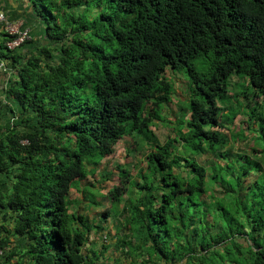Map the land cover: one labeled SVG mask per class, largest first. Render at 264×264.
Here are the masks:
<instances>
[{
	"label": "trees",
	"instance_id": "1",
	"mask_svg": "<svg viewBox=\"0 0 264 264\" xmlns=\"http://www.w3.org/2000/svg\"><path fill=\"white\" fill-rule=\"evenodd\" d=\"M28 5L29 39L0 44V264H264V0ZM126 136L148 152L135 178L117 165L126 235L108 243L109 209L89 219L69 194Z\"/></svg>",
	"mask_w": 264,
	"mask_h": 264
},
{
	"label": "rangeland",
	"instance_id": "2",
	"mask_svg": "<svg viewBox=\"0 0 264 264\" xmlns=\"http://www.w3.org/2000/svg\"><path fill=\"white\" fill-rule=\"evenodd\" d=\"M178 76L179 75H176L173 86V104L169 105L173 109L172 112L162 109L160 118L158 120H154L152 126H150V130L154 133L159 142H162L164 138L169 135L170 131H172L171 127L173 126H169V124L175 123V115L177 110L175 96H177V99H184L185 97L184 82L186 79L183 74H181L179 78ZM238 81L239 80L237 78L232 79L230 84L231 95L236 93L237 84H235V82ZM240 118L241 117H237L236 119L239 120ZM239 128H241L242 135L249 136L248 127L245 122L240 125H233V131H238ZM241 145L246 146L247 152L252 154L253 150L251 149L253 147V143L250 140H247L246 138V140L241 141ZM133 146L134 144L131 138L129 136L124 137L117 143L113 153L101 160L98 171L95 172L94 175H88L87 179H81L78 181L77 185L70 190L69 199L72 201H82L85 197L86 201L82 203V206L78 207L82 209L81 211H86L87 209V217L89 219L93 218L97 213L104 212V209H109V216L106 217L103 223V226L106 228V232L108 233L106 238L108 243H110V241H115L116 237L118 236L122 237L126 235V233L123 231L125 226V217L124 215L122 216L121 209H119V211L111 209L109 202L110 197L108 195V191L113 186L123 188L126 185L125 180L117 176V167H125L130 172V175L134 178L136 177L138 169H143V167H145L143 158L146 152H148L147 146L145 145L144 148H134ZM107 173H112L110 179H105L103 177V175L105 176ZM88 184L90 187H87L88 191H85V187L88 186ZM86 196H88V198ZM91 200L102 203L101 207L90 204ZM111 248L113 250L114 246H111ZM112 250L110 253L114 254L115 257L120 255L118 251L114 252Z\"/></svg>",
	"mask_w": 264,
	"mask_h": 264
},
{
	"label": "crops",
	"instance_id": "3",
	"mask_svg": "<svg viewBox=\"0 0 264 264\" xmlns=\"http://www.w3.org/2000/svg\"><path fill=\"white\" fill-rule=\"evenodd\" d=\"M0 11L6 16L9 22L22 25V27L28 29L29 33L31 34L33 33V30L36 28L34 24L32 23L30 24L27 22L28 13L30 11L28 0H0ZM2 34L3 31L0 28V44L3 42ZM10 75H11V70L6 66L4 60L1 59L0 60V99L2 100L4 99L3 90H5L6 88V84ZM2 122L4 124L7 123L8 118L6 119L5 117ZM2 122L0 123L1 125Z\"/></svg>",
	"mask_w": 264,
	"mask_h": 264
},
{
	"label": "built area",
	"instance_id": "4",
	"mask_svg": "<svg viewBox=\"0 0 264 264\" xmlns=\"http://www.w3.org/2000/svg\"><path fill=\"white\" fill-rule=\"evenodd\" d=\"M0 28L8 37H10L8 38L9 40L5 42V46L9 50H14L19 48L30 37L28 29L23 28L21 25L17 23L9 22L6 16L1 11H0Z\"/></svg>",
	"mask_w": 264,
	"mask_h": 264
},
{
	"label": "clouds",
	"instance_id": "5",
	"mask_svg": "<svg viewBox=\"0 0 264 264\" xmlns=\"http://www.w3.org/2000/svg\"><path fill=\"white\" fill-rule=\"evenodd\" d=\"M22 26V25H21ZM30 34V33H29ZM30 36V35H29Z\"/></svg>",
	"mask_w": 264,
	"mask_h": 264
}]
</instances>
